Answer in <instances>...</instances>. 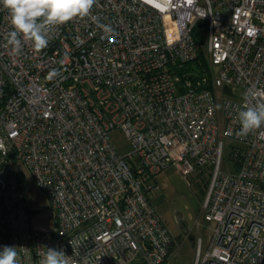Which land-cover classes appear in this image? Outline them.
Segmentation results:
<instances>
[{"label": "built area", "instance_id": "2783aa9c", "mask_svg": "<svg viewBox=\"0 0 264 264\" xmlns=\"http://www.w3.org/2000/svg\"><path fill=\"white\" fill-rule=\"evenodd\" d=\"M11 30L0 6V250L16 246L22 264L48 248L71 264H176L149 199L174 165L207 183L214 228L194 264H264V127L235 135L243 105L264 100L251 96L264 89V0H96L90 17L53 26L47 48L25 42L19 55L6 47ZM219 88L241 94L224 101L222 131ZM224 138L232 173L221 172ZM16 163L48 197L51 229L31 225Z\"/></svg>", "mask_w": 264, "mask_h": 264}, {"label": "rangeland", "instance_id": "374dc122", "mask_svg": "<svg viewBox=\"0 0 264 264\" xmlns=\"http://www.w3.org/2000/svg\"><path fill=\"white\" fill-rule=\"evenodd\" d=\"M203 41L206 35L202 31ZM219 98L217 100V123L219 131L225 127L224 123V101H239L240 93L230 94L223 88L218 89ZM110 140L117 152L125 156L132 151L131 144L127 136L119 129L110 133ZM224 151L221 160V172L232 173L235 171V164L229 158L230 146L233 141L228 138L223 139ZM241 145V144H238ZM16 169L22 171L27 183L24 191V200L31 214L30 222L34 227L41 226L51 229L54 220L48 215L52 213L50 202L46 194L42 193L33 183L32 177L20 163H16ZM159 190L153 199L157 212L161 216L164 224L169 229L176 240L173 260L178 264H194L196 259V243L201 240L202 254L209 248L212 238L214 223L204 220L202 202L205 196L203 185H190L177 170L174 165H170L157 176ZM176 212L180 213L184 220V228L188 234H184L179 229L176 220Z\"/></svg>", "mask_w": 264, "mask_h": 264}, {"label": "clouds", "instance_id": "9594fccd", "mask_svg": "<svg viewBox=\"0 0 264 264\" xmlns=\"http://www.w3.org/2000/svg\"><path fill=\"white\" fill-rule=\"evenodd\" d=\"M154 2L163 7L166 0ZM95 4L96 0H0V6L7 10L12 26L5 37L6 47L13 55H19L23 44L30 42L33 50L40 52L47 48L48 34L53 26L64 25L74 18L90 17ZM59 75L58 70L53 69L47 74L46 80L52 81ZM248 95L245 94L246 99ZM251 96L264 97V89L253 91ZM238 120L241 127L235 135L240 139L264 127V100L258 99L256 104L245 103L238 112ZM0 264H22L16 246H3ZM39 264H71V261L63 250L48 248L39 259Z\"/></svg>", "mask_w": 264, "mask_h": 264}, {"label": "water", "instance_id": "95a60500", "mask_svg": "<svg viewBox=\"0 0 264 264\" xmlns=\"http://www.w3.org/2000/svg\"><path fill=\"white\" fill-rule=\"evenodd\" d=\"M198 27H202V24H200ZM175 220L181 232L184 234H188L187 230L184 228V220L180 213L176 212Z\"/></svg>", "mask_w": 264, "mask_h": 264}, {"label": "trees", "instance_id": "16d2710c", "mask_svg": "<svg viewBox=\"0 0 264 264\" xmlns=\"http://www.w3.org/2000/svg\"><path fill=\"white\" fill-rule=\"evenodd\" d=\"M202 58H203V57H202L201 55L198 56V59L201 60V61H203ZM156 182H157V181H156ZM195 184H196V185H200V184H202V185H203V188L205 189V192H206L207 183H206L204 180H201V182H197V183H196V180L193 179L192 182L190 183V185H195ZM151 204H152V203H151ZM152 205H153V204H152ZM153 206H154V205H153ZM154 207H155V206H154ZM33 213H34V212H33ZM136 264H138V263H136Z\"/></svg>", "mask_w": 264, "mask_h": 264}, {"label": "crops", "instance_id": "0c3cea01", "mask_svg": "<svg viewBox=\"0 0 264 264\" xmlns=\"http://www.w3.org/2000/svg\"><path fill=\"white\" fill-rule=\"evenodd\" d=\"M156 181H157V178H156ZM156 194H157V192L156 193H154V194H152V195H150V202L154 205V203H153V199L156 197ZM155 206V205H154ZM155 208H156V210H157V207L155 206ZM176 244V243H175ZM174 249H175V246H174ZM174 249H173V251H172V253H171V260L173 261V262H175L176 264H178L177 262H176V260L174 261L173 260V257H174Z\"/></svg>", "mask_w": 264, "mask_h": 264}]
</instances>
